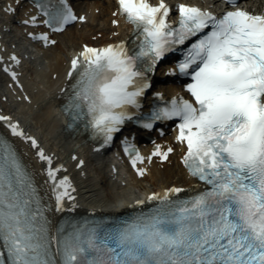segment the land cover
<instances>
[{
  "label": "snow or ice",
  "instance_id": "snow-or-ice-1",
  "mask_svg": "<svg viewBox=\"0 0 264 264\" xmlns=\"http://www.w3.org/2000/svg\"><path fill=\"white\" fill-rule=\"evenodd\" d=\"M32 3L37 11L26 12L20 23L45 46L58 43L54 33L89 19L71 0ZM22 7L23 0H11L5 11L15 16ZM176 7L178 24L169 20L167 0H117L113 15L134 26L132 40L83 43L68 61L61 108L69 120L65 131H90L98 150L112 145L127 124L155 130L157 122L177 121L181 159L203 187L187 196L175 185L153 191L134 202L151 207L126 217L96 216L95 209L63 215L78 208L71 178L61 175L65 164L54 163V154L20 119L0 114L6 129L0 131V264H264V9L245 0H225L219 12L189 2ZM41 26L49 31L30 30ZM173 52L180 56L168 73L187 78V95L168 99L156 92L143 111L152 74ZM10 62L22 59L14 51L0 53L13 85L25 89ZM19 99L33 103L26 90ZM12 137L43 162L52 197L41 195ZM134 140L125 137L124 150L141 177L149 171L141 163L168 161L176 151L155 143L145 156Z\"/></svg>",
  "mask_w": 264,
  "mask_h": 264
},
{
  "label": "bare ground",
  "instance_id": "bare-ground-1",
  "mask_svg": "<svg viewBox=\"0 0 264 264\" xmlns=\"http://www.w3.org/2000/svg\"><path fill=\"white\" fill-rule=\"evenodd\" d=\"M189 1L204 5V3H201L199 0ZM116 2L117 0H106L105 2L97 1L95 3L82 4L78 7L79 14L88 15V22L92 23V32L87 34V32H79L78 30L72 31V29L69 28L63 34L54 37V39H56L58 43L60 42L61 45V42L64 41L65 47H68V51L71 50V53L68 51L64 52V48L58 44L44 49L49 55V67L48 72L46 71L45 73L41 74L40 77L45 82L47 89L43 92L37 91L39 93L34 91L31 93L30 90L27 91L32 95L33 103L30 105L26 100H23L24 104H22L33 113L32 118H35L38 120V123L41 122L42 126H44L47 137V143L44 147L50 154H54L55 163L65 160V167L67 168L66 172L69 175L71 173L72 175L70 176H73V178L76 175H80L81 173V171L77 168V160L72 159L73 155H78L77 158L81 159L82 152H88V150L92 149V147H90L88 143L86 145L82 141L83 137L77 135L74 138L72 134L75 135V133L69 134L65 131V126L60 123L61 119L63 120V113L61 109L58 108L60 106L59 104H61L60 89L66 83H68L66 72L69 66V59L80 50L83 43L101 45L107 42L131 38L132 28L130 25L125 23L124 17L113 15L117 7ZM251 7L254 10L264 9V0L255 1ZM114 19L120 20L119 25L112 23ZM79 25L80 24H76V27ZM101 33L102 35H100ZM114 33L118 35H114ZM57 73H59V75H57ZM47 100H51V103L46 104V106L43 108H37L38 104H45V101ZM38 110L42 111L40 112ZM0 114L5 113L0 110ZM12 139L17 145L18 149H20L26 165L35 175L37 183L39 184L41 195L47 200V189L44 176L45 173L42 171V168L44 167L43 162L38 160V158L25 142L17 137H12ZM175 141H177L176 137H170L164 139L158 138L156 142L163 144L165 147L171 145L176 149L174 153L170 154V159L166 164L161 163V158L159 157H153L151 162L149 161L141 163V167H147L149 169L144 178L141 179L138 178L134 172L130 171L132 181L134 185L140 189L142 195L145 193H151L153 191L159 192L164 188L170 187L171 185L182 187L183 189L187 190L196 184V181L188 174L181 159L184 148L178 141V144H175ZM153 147L154 146H149L144 155L150 156L151 152L153 151ZM145 180L151 183L150 187L144 186L142 182ZM92 187V185L85 183L83 185V190L86 193L96 191ZM124 191L127 190L124 189ZM124 191L119 192L118 195H124ZM85 196H88L86 197L87 199L90 197L88 194H85ZM134 199L135 198L127 197L122 201V203L118 201V204H114V206L102 204L99 201L87 202L84 205L88 207L89 211L93 209L100 210L104 207L112 209V211H117V208L122 205L127 206L129 204H135Z\"/></svg>",
  "mask_w": 264,
  "mask_h": 264
},
{
  "label": "rangeland",
  "instance_id": "rangeland-1",
  "mask_svg": "<svg viewBox=\"0 0 264 264\" xmlns=\"http://www.w3.org/2000/svg\"><path fill=\"white\" fill-rule=\"evenodd\" d=\"M96 1L98 0H94L93 2ZM0 18H5V16L2 15L1 9ZM77 29L79 32H87V34H90L92 32V25L91 23H85L84 25L78 26ZM74 30L75 28L73 31ZM61 46H64V44ZM0 47L3 49V51H14L25 54L27 58L26 60L22 61L21 64L23 66L22 70L26 75L27 81H30V79L33 78L35 82L34 89L36 91L41 92L42 90H46L44 84L40 81L39 75V73L45 72L44 70H46L49 65V59L44 51H41L36 46L29 44L24 39L22 34L18 30H15V28L12 31L8 30V32L4 33ZM67 49V47H64L65 52H67ZM5 96L7 97V100L4 99ZM0 104L3 106V109H7L11 116L23 120V123L28 125V130L31 133H35V135L41 139V141L46 142L45 131L41 123L35 121L31 116H25L24 108L21 106V103L17 101V97L14 95L12 89L8 87L7 81L3 78V76H1V73ZM107 164L108 163L102 161L99 156H90L87 159V164L84 167V175L86 178H84L83 181L86 184L92 185L96 191H91L90 193H85L84 191V194L82 195L90 194V199L92 200H101L102 202L110 201V194L112 190L109 187L114 183V180L110 176ZM119 171L121 172L119 180L127 183L126 186L123 187L120 185V181L115 182V185L119 191H124V189L127 188V191H124L125 193L132 195L139 194L140 190L134 186L129 174L123 168H120ZM143 184L146 187L151 186L149 181H143Z\"/></svg>",
  "mask_w": 264,
  "mask_h": 264
}]
</instances>
